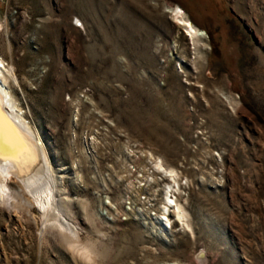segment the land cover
I'll return each instance as SVG.
<instances>
[{
  "label": "rangeland",
  "instance_id": "obj_1",
  "mask_svg": "<svg viewBox=\"0 0 264 264\" xmlns=\"http://www.w3.org/2000/svg\"><path fill=\"white\" fill-rule=\"evenodd\" d=\"M0 54L77 226L0 203V264H264V0H0Z\"/></svg>",
  "mask_w": 264,
  "mask_h": 264
},
{
  "label": "bare ground",
  "instance_id": "obj_2",
  "mask_svg": "<svg viewBox=\"0 0 264 264\" xmlns=\"http://www.w3.org/2000/svg\"><path fill=\"white\" fill-rule=\"evenodd\" d=\"M164 8L193 41L207 37L208 33L192 22L180 5L165 3ZM15 87L21 90L15 67L5 62L0 54V203L36 208L43 223L76 237L77 226L66 211L69 199L61 185V177L53 170L42 138L20 108ZM155 167L166 180L162 221L171 224L168 216L171 215L175 222L190 228L188 213L176 197L182 188L178 173L174 168L164 167L161 161H157Z\"/></svg>",
  "mask_w": 264,
  "mask_h": 264
}]
</instances>
